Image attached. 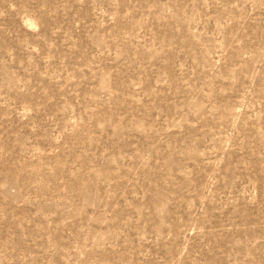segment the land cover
<instances>
[{
  "label": "rangeland",
  "instance_id": "rangeland-1",
  "mask_svg": "<svg viewBox=\"0 0 264 264\" xmlns=\"http://www.w3.org/2000/svg\"><path fill=\"white\" fill-rule=\"evenodd\" d=\"M0 264H264V0H0Z\"/></svg>",
  "mask_w": 264,
  "mask_h": 264
}]
</instances>
